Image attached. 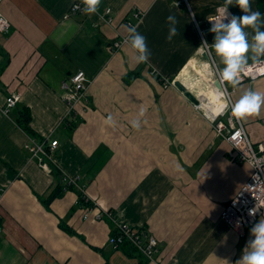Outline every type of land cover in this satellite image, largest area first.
Listing matches in <instances>:
<instances>
[{"label":"crops","instance_id":"obj_1","mask_svg":"<svg viewBox=\"0 0 264 264\" xmlns=\"http://www.w3.org/2000/svg\"><path fill=\"white\" fill-rule=\"evenodd\" d=\"M73 1H0L10 22L0 32V65L8 56L0 72V264H235L251 226L240 236L221 213L250 166L233 158L230 143L214 129L212 117L225 120L220 108L202 110L173 84L185 83L200 101L215 89L213 64L223 65L202 51V41L211 43L207 18L225 0H101L95 13L64 18ZM106 8L112 23L99 18ZM251 8L259 10L257 0ZM228 9L242 14L237 5ZM168 15L177 20L171 39ZM126 20L146 38L145 63L136 62L129 43L113 52L108 46L128 35ZM78 69L89 82L70 110L62 83ZM228 87L233 103L249 89L264 93V74ZM11 94L18 101L5 114ZM22 106L36 136L58 141L51 162L43 158L50 170L24 146L29 134L15 120ZM68 114L72 127L62 123ZM135 119L139 128L131 125ZM241 121L253 142L264 138V107ZM63 176H77L95 205L78 202L73 187L46 204ZM98 205L113 217L97 218ZM120 222L156 237L151 258L130 243H109Z\"/></svg>","mask_w":264,"mask_h":264},{"label":"built area","instance_id":"obj_2","mask_svg":"<svg viewBox=\"0 0 264 264\" xmlns=\"http://www.w3.org/2000/svg\"><path fill=\"white\" fill-rule=\"evenodd\" d=\"M1 1V0H0ZM79 5V7H77ZM82 0H74L69 7V10L64 15V18H68L74 14L83 12ZM220 6H217L214 12L209 17H215L220 15ZM110 8H106L103 13L99 15L101 21L106 23H112L113 17L110 15ZM229 13L231 11L228 9ZM140 13L136 12L134 17L136 20L140 19ZM0 18L7 21V26L0 24V30L2 33H6L10 30V22L8 19L0 13ZM128 26L134 25L131 21H125ZM208 25L211 26V21L207 18ZM226 22V21H225ZM128 43L127 35H121L114 41L108 44L110 50L113 52L120 48L123 44ZM206 47L205 45H203ZM264 69V57L260 58V62H249L243 69L240 81L246 78H256L263 75L260 70ZM214 79L212 80V86L217 89L214 84V80H217L220 84L219 91L221 92V98L224 102L227 101L226 108L219 109V116H225V120L219 119L214 116L211 118L214 129L220 135H222L231 145L232 156L235 160L241 163L248 164L250 166V174L247 179L240 186L236 194L228 201L224 206L221 218L226 224L232 228L238 235L243 236L246 230L252 226L254 221L261 217L264 218V138L253 142L249 137L245 125L241 119H237L231 112V104L233 100L230 96L228 82L221 79L220 69L213 64ZM239 81V82H240ZM88 78L83 70H76L71 73L66 80L62 83L63 97L68 109H74L76 104L80 103L85 94V90L88 85ZM172 83V82H169ZM18 96L11 94L6 97L2 111L5 114H10L11 110L16 106ZM69 112V111H68ZM58 141L49 137L36 138L34 136H28L24 146L30 152L32 157H38L39 162L43 168L50 170L48 163L43 161V158L50 160L51 153L57 147ZM64 180L63 189L68 190L70 187H74L76 191L82 193V197L87 200L90 199L84 189V184L78 183L77 176H63ZM3 193V187L0 186V197ZM256 208L257 212L254 216L249 215V209ZM95 216L101 218L102 213L112 218V212L107 209H102L101 206L95 208ZM87 217V213H85ZM109 243L113 247L117 248L123 243H130L135 248L146 256L151 258L156 246V237L147 232L143 228L131 226L128 223L120 222L114 226V232L108 239Z\"/></svg>","mask_w":264,"mask_h":264},{"label":"clouds","instance_id":"obj_3","mask_svg":"<svg viewBox=\"0 0 264 264\" xmlns=\"http://www.w3.org/2000/svg\"><path fill=\"white\" fill-rule=\"evenodd\" d=\"M83 11L88 14L97 12L101 0H82ZM230 5H237L241 10V15L230 14ZM79 7V5H77ZM169 25L168 39H171L177 32V20L174 15H168ZM211 21L209 31L214 33L211 43L204 40L203 52H213L220 58L223 67L220 69L221 79L232 85H237L240 81L243 69L248 65L249 60L260 62L264 57V14L259 10L251 8V0H225L220 8V15L208 17ZM226 21V22H225ZM0 24L7 26V21L0 18ZM66 30L72 27L71 23L63 25ZM246 29H251L250 37ZM0 30H3L0 28ZM127 41L135 51L137 63H145L149 60L150 51L146 43V38L137 30L136 25L127 27ZM254 52V56L249 53ZM264 73V69L260 70ZM227 101H225V105ZM264 107V93L249 89L243 92L239 98L231 104V112L237 119L257 114ZM143 109H141V115ZM106 123H112V117L106 118ZM133 128L140 127V120L131 121ZM256 208L249 209V215L254 216ZM251 239H249L242 249L240 257L235 264H264V218H259L249 229Z\"/></svg>","mask_w":264,"mask_h":264},{"label":"trees","instance_id":"obj_4","mask_svg":"<svg viewBox=\"0 0 264 264\" xmlns=\"http://www.w3.org/2000/svg\"><path fill=\"white\" fill-rule=\"evenodd\" d=\"M257 2H258L259 11H264V0H257ZM0 53L5 55V53L3 52L1 47H0ZM7 63H8V56H6L4 58V61L1 63L0 72L3 71V69L6 67ZM69 117H71V116H69V114L67 116H65V118L62 121V123H66L68 126L72 127L71 125L73 124V121H71V119ZM15 120L17 121L18 125H20L24 129V131L27 134H29V136H34V137L39 139V137L36 136V133L34 132V130L30 126L31 113H30L29 108H27L25 106L20 107L19 108V112L17 113V116H15ZM63 184H64V181H63ZM63 184H60V186H58L55 189H53L51 191V193L44 199V202L46 204L50 203V201L53 198H55L56 196L60 195L63 191H65L63 189V186H62ZM70 188L72 189V187H70ZM77 197H78L77 201L78 202L80 201V203H82V202L87 203V204L91 205V207H93L95 205L94 202L91 199L85 200L82 197V193L80 191H78V190H77Z\"/></svg>","mask_w":264,"mask_h":264},{"label":"bare ground","instance_id":"obj_5","mask_svg":"<svg viewBox=\"0 0 264 264\" xmlns=\"http://www.w3.org/2000/svg\"><path fill=\"white\" fill-rule=\"evenodd\" d=\"M194 69L196 71L198 70L200 73L204 72V70L199 69L197 65H194ZM219 90V87H217V89L208 90L202 95L203 99L201 100V106L209 113L210 111L215 112L218 108H226L227 106L225 105L224 100L221 99L222 96Z\"/></svg>","mask_w":264,"mask_h":264},{"label":"water","instance_id":"obj_6","mask_svg":"<svg viewBox=\"0 0 264 264\" xmlns=\"http://www.w3.org/2000/svg\"><path fill=\"white\" fill-rule=\"evenodd\" d=\"M173 84L196 106L201 105L200 97L195 96L190 90H188L179 80H173ZM214 84L217 87H220V84L217 80H214Z\"/></svg>","mask_w":264,"mask_h":264},{"label":"rangeland","instance_id":"obj_7","mask_svg":"<svg viewBox=\"0 0 264 264\" xmlns=\"http://www.w3.org/2000/svg\"><path fill=\"white\" fill-rule=\"evenodd\" d=\"M227 86H228V84H227ZM222 100H224L223 98H221ZM201 106V105H200ZM202 110H205L204 108H201ZM206 111V110H205ZM207 112V111H206Z\"/></svg>","mask_w":264,"mask_h":264}]
</instances>
